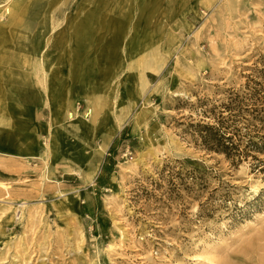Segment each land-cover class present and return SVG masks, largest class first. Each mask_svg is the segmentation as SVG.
<instances>
[{"label":"rangeland","instance_id":"rangeland-1","mask_svg":"<svg viewBox=\"0 0 264 264\" xmlns=\"http://www.w3.org/2000/svg\"><path fill=\"white\" fill-rule=\"evenodd\" d=\"M92 3L39 0L25 86L0 82V264H264V0H109L115 57L75 53L80 116L58 118L44 54L59 34L72 47ZM218 122L247 155L204 143Z\"/></svg>","mask_w":264,"mask_h":264},{"label":"bare ground","instance_id":"bare-ground-1","mask_svg":"<svg viewBox=\"0 0 264 264\" xmlns=\"http://www.w3.org/2000/svg\"><path fill=\"white\" fill-rule=\"evenodd\" d=\"M140 1L143 2L145 0ZM151 1L156 4L158 2V0H147L146 5L148 7H150L149 3ZM88 3L95 4V6L83 17L81 16L76 25H74L79 33L73 34L74 44L72 47L67 49L65 37L62 36L60 38L59 34L51 43V49H53H48L47 53L44 54L43 62L45 65L41 66L42 80L40 83L47 90L49 98L54 102L56 106L55 114L58 118L62 116L68 118L80 116L73 96L78 91V89H74V86L79 83L78 71L81 67L79 64L80 55L75 53L85 44L92 46V43L96 45L100 41L101 45L98 47V51L104 54L106 58L108 55L114 58L122 40L120 36L124 34L122 22L118 17L108 15L110 14L109 12L105 14L100 11V9H105L108 6L109 0H97L96 2L88 0ZM38 10L39 0H12L8 8L5 7L3 11H0L1 17L6 15L9 19L8 24L0 22V82H7L8 86L12 87L10 89L12 91L24 88L28 74L22 73V67L24 66L28 69L26 64L29 62L31 55L41 49L42 44L41 41H38V37L33 39L24 31L30 26V23L24 20L27 19L32 22L37 20ZM81 12L82 10L78 14ZM40 23H42V19ZM11 24L13 25L11 26ZM42 24L44 27L47 25L46 22ZM9 26L11 27L7 28ZM96 29L100 32L97 35ZM42 36H45L44 33ZM105 36L111 38V42L103 44L102 39ZM132 44L139 53V44L137 42ZM156 62L157 60L149 54L141 56L138 61L143 73L145 69H155ZM87 63H85V66ZM91 66H93L92 62L87 65V69H90ZM143 73L140 79L141 85L144 84ZM1 95L2 91L0 90ZM87 99L89 102L88 113L91 116V120L94 121L100 108L99 100L101 98L98 94L92 93L87 96ZM76 119L78 120V118Z\"/></svg>","mask_w":264,"mask_h":264},{"label":"trees","instance_id":"trees-1","mask_svg":"<svg viewBox=\"0 0 264 264\" xmlns=\"http://www.w3.org/2000/svg\"><path fill=\"white\" fill-rule=\"evenodd\" d=\"M205 134L202 136L203 141L210 148L223 152L228 158L239 159L242 156L247 155L246 149L240 147L243 135L236 137L237 129L235 131H228L227 127L222 125L220 122L214 125L205 126ZM264 149V143L262 145ZM245 151V152H244Z\"/></svg>","mask_w":264,"mask_h":264}]
</instances>
